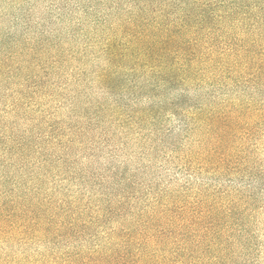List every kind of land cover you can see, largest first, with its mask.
I'll list each match as a JSON object with an SVG mask.
<instances>
[{
    "label": "rangeland",
    "instance_id": "1",
    "mask_svg": "<svg viewBox=\"0 0 264 264\" xmlns=\"http://www.w3.org/2000/svg\"><path fill=\"white\" fill-rule=\"evenodd\" d=\"M106 1L0 0V153L21 149L38 157L48 151L40 139L49 135L54 106L52 47L82 50L103 27L97 18L105 26L112 23L113 1ZM120 4L127 11V0ZM237 33L239 29L216 41ZM236 38L240 47L253 44L251 36ZM256 46L264 47V42ZM223 51L213 55H223L221 60L233 68L216 71L207 87L188 93L192 99L204 97L205 134L192 119L183 124L164 117L157 130L137 135L115 127L108 143L99 139L94 144L89 136L83 146L48 152L53 168L45 185L48 194L87 221L85 232L92 237L76 231L80 241L89 239L85 248L102 243L95 234L103 235L108 201L127 195L126 210L144 219L155 199L156 213L172 204L193 205L194 264H264V68L257 57L245 58L247 54L231 65L234 53ZM123 178L129 185L119 190L116 184ZM186 181L189 190L182 194L180 185ZM8 245L0 248H13Z\"/></svg>",
    "mask_w": 264,
    "mask_h": 264
},
{
    "label": "trees",
    "instance_id": "2",
    "mask_svg": "<svg viewBox=\"0 0 264 264\" xmlns=\"http://www.w3.org/2000/svg\"><path fill=\"white\" fill-rule=\"evenodd\" d=\"M109 1L112 23L105 26L97 18L103 27L82 50L52 47L54 106L49 135L40 139L48 151L38 157L21 149L0 153V245L13 247L0 248V264H194L189 202L156 213L155 199L144 219L126 210L127 195H119L122 198L107 203L103 235L95 234L102 243L85 248L89 239L78 238L87 230V221L48 194L45 185L53 169L48 152L83 146L89 136L94 144L99 139L108 143L115 127L137 135L157 130L164 117L183 124L192 119L205 134L204 97L192 99L188 93L207 87L216 71L233 68L221 60L223 55L216 58V51L234 53L231 65L247 54L245 58L257 57L259 68H264V47L256 46L264 42V0H127V11L121 0ZM238 29L253 37L252 45L240 47V33L216 41ZM173 93L176 97L170 98ZM142 102L147 105H139ZM128 185L129 179L123 178L116 187ZM188 190L187 181L180 185V193ZM82 236L92 237L87 232ZM38 245L44 249L39 251Z\"/></svg>",
    "mask_w": 264,
    "mask_h": 264
}]
</instances>
